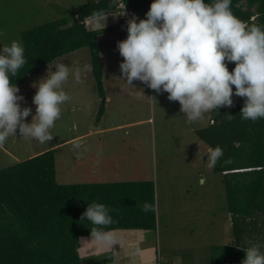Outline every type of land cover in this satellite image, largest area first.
Wrapping results in <instances>:
<instances>
[{"label":"rangeland","instance_id":"1","mask_svg":"<svg viewBox=\"0 0 264 264\" xmlns=\"http://www.w3.org/2000/svg\"><path fill=\"white\" fill-rule=\"evenodd\" d=\"M89 1L0 0V46L16 40L22 44V31L75 11ZM151 2L141 1V19L146 18ZM119 14L120 10L105 21L106 26L117 28L100 31L96 39L105 96L100 97L96 89L88 48L57 57L48 66L63 62L71 69L79 68L81 75L79 82L70 75L63 85L70 100L62 105L52 140L41 144L20 139L17 133V139L10 138L0 146V170L53 150L60 184L152 181L157 219L155 257L168 264L175 259L178 264H211L215 248L232 245L234 240L222 178L210 173L200 160L204 145L195 137L196 130L206 126L207 114L188 125L179 103L168 100L167 93L157 94L139 81L133 82L132 89L119 80L123 58L116 45L127 35ZM134 15L132 12L131 17ZM85 25L96 29L93 18L85 19ZM227 67L231 72L234 63ZM47 70L18 86L24 97L22 107H30L32 114L33 85ZM149 97L156 99L157 107ZM25 119L30 122L31 116ZM91 229L85 230L79 241L81 250L91 237ZM105 255L106 251L91 250L81 256L82 263L101 262Z\"/></svg>","mask_w":264,"mask_h":264},{"label":"trees","instance_id":"2","mask_svg":"<svg viewBox=\"0 0 264 264\" xmlns=\"http://www.w3.org/2000/svg\"><path fill=\"white\" fill-rule=\"evenodd\" d=\"M122 0H91L81 8L54 17L20 33L28 64L14 83L19 86L57 57L80 48L90 52L91 71L100 97L105 96L97 44L98 29L83 21L97 11L115 13ZM141 1L124 0L126 9L140 19ZM232 11L248 25L264 26V0H232ZM122 23V21H120ZM117 28L108 25L103 30ZM233 106L205 116L196 130L204 145L201 161L222 178L234 244L215 248L211 264H241L238 246L264 242V119L240 116L244 98L233 95ZM101 111L99 112V115ZM98 115V116H99ZM231 116V117H229ZM220 146L224 155L214 168L207 166V149ZM154 184L148 180L60 184L56 181L53 150L34 155L0 170V264H83L78 244L93 228L81 215L88 204L112 209L113 222L104 231L157 226ZM147 209V210H145ZM112 254L94 264H112Z\"/></svg>","mask_w":264,"mask_h":264},{"label":"clouds","instance_id":"3","mask_svg":"<svg viewBox=\"0 0 264 264\" xmlns=\"http://www.w3.org/2000/svg\"><path fill=\"white\" fill-rule=\"evenodd\" d=\"M124 6L122 0L119 15L126 14ZM131 15L129 10L126 38L116 45L123 58L121 82L134 89L133 82L139 81L157 94L167 93L168 100L179 103L188 125L222 107H232L233 95L244 98L243 120L264 119V26L248 25L238 18L232 0H152L146 18ZM108 16L103 10L95 12V28L102 31ZM228 63H234L231 72ZM26 64L25 49L18 40L0 46V146L17 139V133L26 141L52 140L62 105L70 100L63 85L70 75L80 81L79 68L53 62L33 85L32 114L30 107H22L24 97L13 82ZM149 98L156 106V99ZM29 116L31 121L26 122ZM223 155L220 146L209 147L207 166L214 168ZM111 212L103 203H92L80 218L93 225L92 239L102 247L116 242L104 231L113 222ZM238 249L244 252L241 264H264V242Z\"/></svg>","mask_w":264,"mask_h":264},{"label":"crops","instance_id":"4","mask_svg":"<svg viewBox=\"0 0 264 264\" xmlns=\"http://www.w3.org/2000/svg\"><path fill=\"white\" fill-rule=\"evenodd\" d=\"M116 238V242L111 246L103 248L94 240L92 236L87 239L82 250L78 247L80 257L95 251H106L113 256L112 264H157L155 257V231H144L142 229H113L107 231ZM160 260V259H159ZM163 264H168L161 260ZM171 264H178L177 260Z\"/></svg>","mask_w":264,"mask_h":264},{"label":"built area","instance_id":"5","mask_svg":"<svg viewBox=\"0 0 264 264\" xmlns=\"http://www.w3.org/2000/svg\"><path fill=\"white\" fill-rule=\"evenodd\" d=\"M122 2L120 1L119 3V9H120V14L122 12V7H121ZM124 12L126 13V15H120V20H123L125 24H127V20H128V11L126 9V7L124 6ZM157 264H163L159 259L157 261Z\"/></svg>","mask_w":264,"mask_h":264}]
</instances>
